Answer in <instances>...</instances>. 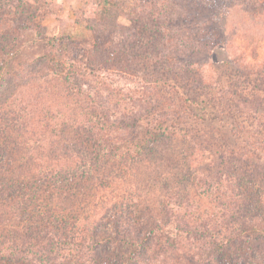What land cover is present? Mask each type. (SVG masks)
Instances as JSON below:
<instances>
[{
  "label": "trees",
  "instance_id": "obj_1",
  "mask_svg": "<svg viewBox=\"0 0 264 264\" xmlns=\"http://www.w3.org/2000/svg\"><path fill=\"white\" fill-rule=\"evenodd\" d=\"M0 2L15 13L39 5ZM83 2L79 26L48 37L18 68L16 39L0 32V264H264V60L227 59L237 76L257 75L246 85L197 64L195 54L231 40L209 15L214 8L197 0ZM254 3L264 24V0ZM24 88L61 90L62 105L33 118L19 99ZM216 105L229 107L227 136L245 140L219 150L223 171L189 168L182 180L214 203L229 201L222 214L158 200L162 223L150 198L121 194L123 183L112 179L122 158H155L154 145L175 135L198 153L199 130L190 128ZM22 146L40 156L21 157Z\"/></svg>",
  "mask_w": 264,
  "mask_h": 264
},
{
  "label": "rangeland",
  "instance_id": "obj_2",
  "mask_svg": "<svg viewBox=\"0 0 264 264\" xmlns=\"http://www.w3.org/2000/svg\"><path fill=\"white\" fill-rule=\"evenodd\" d=\"M26 1L30 3L38 2L37 11L34 14L31 10L15 13L0 2V32L11 35V38L16 39V48H20V56L14 60L16 68L19 67L21 62L31 60L40 53L48 37L61 34L62 30L67 32L75 29L77 25L79 26L83 20V12L81 13V11L86 7L83 0ZM255 1L197 0L198 3H205L207 7L211 6L214 8V11L217 12L216 14L213 15L211 11L205 13L209 12V15L211 14L210 16L213 17L212 19L219 22L220 27L228 33L231 40L228 43V47L218 45L211 49H205L195 54L193 59L200 66H205V69L211 75L223 77L222 79L227 84H231L239 75L244 78L243 83L245 85L247 81L251 83L257 78V75L249 74L251 70L242 69L237 76L235 71L225 68V63L230 57L232 59L240 57L244 59L243 62L245 63H254V60L262 62L264 60V39H262L264 24L260 21L258 15L259 6L258 4L255 6ZM121 21L127 22L125 18H122ZM4 53L1 49L0 63H4L7 60ZM10 62L11 60L8 61L9 64ZM261 75H264V71H261ZM59 94H62L61 90L53 94L48 89L32 90L24 88L23 95L19 99L22 98L28 103L30 116L38 118L40 108L45 111H51L55 103L62 105V100H59ZM62 99L64 100V98ZM228 109L229 107L216 105V107H208L199 112L198 116L201 114V117L206 118V121L201 125H195V128H190L192 131L194 129L199 130V133L195 131L196 137L194 138L198 143L196 145L198 153L194 152V143H190L189 140L186 141L181 136L175 135L154 145L156 149L155 158L154 156H149L151 154H148L144 160L136 161L132 165L126 163L125 158H122L119 161V168L114 171V178L112 179L113 181L123 183V186L120 188L121 194L124 197H136L139 199V202L150 198L151 202L146 204L152 207L155 206L154 208L156 212L158 211L157 213L160 211L158 202L160 200L170 203L171 206H173V202L177 203L175 205L180 203L184 206L186 204L184 208L188 207L190 203L192 205L191 211L194 215L198 216L199 212L193 209L196 206L202 209H213L215 212L222 214L225 211V207L221 208L222 203H227L225 199L219 204L214 203L209 198L201 197L196 194L197 186L186 184V181L182 180V178L186 175L189 168L199 174L208 173L211 176L216 175L227 166L226 161H223L220 157L219 150L227 148L228 144L234 146L243 144V136L239 138L236 136L228 137L226 134L228 132V125L232 123ZM45 111H42V114ZM261 111L264 112V108ZM28 116L29 114L27 113L26 118ZM44 118L47 119V117ZM185 126L186 124H182V127L186 128ZM141 130H144V127ZM53 133H49L46 130L45 137L52 139ZM4 142L5 139H3V135L0 133V148L2 149ZM15 145L16 143H11L9 147L12 148ZM18 149H23L18 152L21 157L26 153L40 156L39 152L25 149V146L18 147ZM258 159L264 161L262 156H259ZM156 162L159 164L157 167L155 166ZM248 166H245V168H250L251 170L255 168L254 165ZM171 169H174L176 181L169 179V182L165 174L167 171H171ZM178 180L179 182H177ZM165 181L168 183L165 184ZM165 185H167L166 189H170L169 192L164 190ZM167 195L172 196L169 198ZM214 201L218 202L219 199ZM228 204L229 201L226 205ZM164 215L165 213L162 212V217ZM160 218L161 214L159 213V221L163 223L165 218ZM189 246L193 247L194 245L189 244Z\"/></svg>",
  "mask_w": 264,
  "mask_h": 264
}]
</instances>
